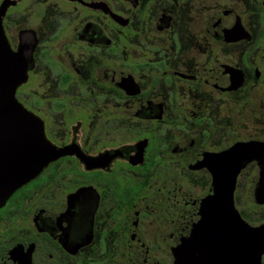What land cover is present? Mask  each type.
I'll list each match as a JSON object with an SVG mask.
<instances>
[{
    "label": "flooded vegetation",
    "instance_id": "af4514ba",
    "mask_svg": "<svg viewBox=\"0 0 264 264\" xmlns=\"http://www.w3.org/2000/svg\"><path fill=\"white\" fill-rule=\"evenodd\" d=\"M3 30L28 60L16 99L71 153L0 208V264H229L209 208L224 154L264 142L240 133L264 105V0H13ZM260 172L233 193L251 227Z\"/></svg>",
    "mask_w": 264,
    "mask_h": 264
},
{
    "label": "water",
    "instance_id": "95a60500",
    "mask_svg": "<svg viewBox=\"0 0 264 264\" xmlns=\"http://www.w3.org/2000/svg\"><path fill=\"white\" fill-rule=\"evenodd\" d=\"M12 3L13 0H4L0 6V208L49 163L71 153L52 145L46 138L43 122L16 99L17 88L27 80L28 60L25 51H12L4 34L3 18ZM224 156L225 187L220 188L222 179L217 178L216 188L222 191H216L209 208L215 209L216 217L214 228H210L215 233V240L208 242L210 253H222L219 260L228 259L229 264H262L264 225L251 227L241 220L233 193L239 173L256 160L261 172L255 198L259 205H264V142L236 146ZM219 197L225 199L219 203Z\"/></svg>",
    "mask_w": 264,
    "mask_h": 264
},
{
    "label": "rangeland",
    "instance_id": "374dc122",
    "mask_svg": "<svg viewBox=\"0 0 264 264\" xmlns=\"http://www.w3.org/2000/svg\"><path fill=\"white\" fill-rule=\"evenodd\" d=\"M241 122L242 127L240 133L242 134V137L251 135L264 140V105H258L256 116L252 119L250 115H243ZM250 181V177L245 176L242 178L239 198V206H241V208L248 207V204H250ZM255 217L258 223L264 221V208H258Z\"/></svg>",
    "mask_w": 264,
    "mask_h": 264
}]
</instances>
